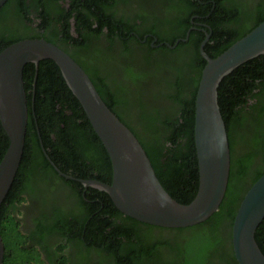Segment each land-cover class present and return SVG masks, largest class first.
<instances>
[{
    "label": "trees",
    "instance_id": "obj_1",
    "mask_svg": "<svg viewBox=\"0 0 264 264\" xmlns=\"http://www.w3.org/2000/svg\"><path fill=\"white\" fill-rule=\"evenodd\" d=\"M168 1L176 12H164L165 16L154 24H148L146 17L142 19L157 36L156 42L164 43L151 47L132 33L128 36L140 49L136 53L127 47L128 40L111 37L106 47L91 50L84 42L74 41L85 53L78 50L69 54L73 59L90 54L91 65L76 61L104 102L136 135L163 187L177 201L187 203L198 187L194 100L206 62L199 50L200 43L209 33L204 51L211 57L221 53L264 19V0ZM5 7L2 4L0 11ZM97 16L100 18L98 12ZM104 24L107 23H99V27ZM187 30V40L180 39L173 47L166 44L184 38ZM31 37L42 38L39 34L1 36L0 50ZM44 39L60 47L52 34ZM106 76L110 81H105ZM22 77L27 124L19 165L0 203V235L4 244L1 264H45L42 257V251L47 250L42 242L45 231L60 233L62 240L72 242L74 250L83 248L84 243L93 248L94 243L99 258L95 264H104L108 257L111 264H190L192 260V264H238L231 242L234 215L246 190L264 172V53L236 66L217 86V101L230 150L227 185L217 210L192 225H157L158 235L150 234L155 224L140 227L139 220L124 215L106 191L84 188L79 181L97 178L110 182L111 162L55 61L44 58L37 65L27 62ZM8 143L0 122V159ZM55 166L72 177L60 174ZM66 185L72 193L66 190ZM49 190L54 194L68 191L75 195L79 213L67 219L55 211L47 201L58 196H47ZM24 192L40 202L39 214H33L28 232L22 230L18 213V205L27 200ZM88 192L104 196H82V193L89 195ZM86 198L99 200L88 204ZM255 239L264 254V217L255 230ZM168 244L175 245L177 263L166 261L157 250L156 246ZM63 246L60 244L59 250ZM78 254L88 259L81 264H89L91 255L87 258L82 251ZM52 261L73 264L65 255L56 254Z\"/></svg>",
    "mask_w": 264,
    "mask_h": 264
},
{
    "label": "water",
    "instance_id": "obj_2",
    "mask_svg": "<svg viewBox=\"0 0 264 264\" xmlns=\"http://www.w3.org/2000/svg\"><path fill=\"white\" fill-rule=\"evenodd\" d=\"M4 1L0 0V6ZM208 37L206 33L199 46L206 62L194 100L198 187L187 203L177 201L163 187L136 135L104 102L86 71L69 53L40 37L19 39L3 47L0 50V122L9 143L0 159V203L23 152L27 124L23 66L27 62L37 65L41 59L51 58L80 102L111 162L110 182L97 178H80L79 181L84 186L106 191L122 213L143 222L180 227L205 220L217 210L223 198L230 167L229 142L217 101V86L236 66L264 53V19L214 57L203 48ZM186 38L166 44L173 47ZM55 168L65 177H72ZM263 217L264 172L246 190L234 215L231 242L238 264H264V254L255 239V230ZM3 253L0 235V264Z\"/></svg>",
    "mask_w": 264,
    "mask_h": 264
},
{
    "label": "flooded vegetation",
    "instance_id": "obj_3",
    "mask_svg": "<svg viewBox=\"0 0 264 264\" xmlns=\"http://www.w3.org/2000/svg\"><path fill=\"white\" fill-rule=\"evenodd\" d=\"M99 3L98 5V0L97 2L95 0H5L3 5L6 4V7L4 10L0 11V37L17 38L26 34H39V36L44 38L52 34L55 41L60 44V47L68 53L78 50L80 53H85L84 48L79 49V45L77 46L74 44V41L84 42L88 50H91V48L106 47L111 37H113L118 41L128 40L127 47L129 50L136 53L140 50L139 45L136 44L128 34L134 33L136 37L142 38H139L140 41L145 44L147 42L151 47L165 42H156L157 36L153 34L151 31L152 29L150 30L146 27L147 24L143 22V17L147 18L148 24H154L156 19L165 16L164 12H176L174 6L172 7V3L168 0H99ZM102 8H104V12ZM97 12L100 18L97 16ZM101 15L103 16L102 19ZM102 22L107 24H104L100 28L99 23ZM98 28H100V30H97ZM150 37L151 40H148ZM185 40H187V38ZM83 56L85 55L83 54ZM76 59L77 61L80 60L83 64L91 65L92 63L90 54L86 57L77 55ZM105 81H110V79L106 76ZM88 186L83 187L88 188ZM66 190L72 193V189L68 185H66ZM68 191L54 194L49 190L47 196H58V198L54 200L50 199L47 201V204L54 208L55 211H58L59 214L70 219L73 214L79 213V209L77 208V201L73 197L75 195L68 193ZM83 191L85 192V190ZM22 194L25 197L28 196L25 192ZM82 194V196H104L94 192H88L89 195H84L85 193ZM98 200L99 199L95 198H86L88 204ZM39 203V201H34V199L27 197L24 203L18 205V209L20 207L18 213L21 218V228L24 232L30 230L32 226V216L39 212ZM80 207L81 206H79V208ZM117 221H119V218H117ZM126 222L130 221L127 219ZM138 222H140V227H147L145 225L147 222L140 220ZM151 225L154 226V224ZM156 226L157 225L150 228V234H160V230H158ZM42 238L44 247H47L46 252L42 251L45 264H54L55 262L52 261V259L56 254L59 256H67L73 264H81L83 261H88V259L78 254L79 251L84 252L87 258L91 255L89 264L99 262L98 252L95 250L97 246L94 243L93 248L84 243L83 248L78 247L74 250L72 249L74 247L72 242L62 240L63 236L58 232L47 233L45 231ZM60 244H64L61 250L58 248ZM156 247L158 252L162 255V258L166 261L178 262L175 245H173L174 248L171 247L170 244ZM103 254H106L105 251H103ZM190 254L191 253H187V255ZM49 255L52 257L49 258ZM104 262V264H111L110 257L106 258ZM189 262L192 264L193 260Z\"/></svg>",
    "mask_w": 264,
    "mask_h": 264
}]
</instances>
